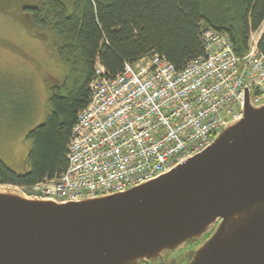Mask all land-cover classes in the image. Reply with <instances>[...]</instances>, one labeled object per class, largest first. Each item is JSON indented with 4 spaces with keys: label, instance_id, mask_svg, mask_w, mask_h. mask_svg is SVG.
Listing matches in <instances>:
<instances>
[{
    "label": "water",
    "instance_id": "95a60500",
    "mask_svg": "<svg viewBox=\"0 0 264 264\" xmlns=\"http://www.w3.org/2000/svg\"><path fill=\"white\" fill-rule=\"evenodd\" d=\"M202 153L124 192L76 202L0 185V264H264V104Z\"/></svg>",
    "mask_w": 264,
    "mask_h": 264
},
{
    "label": "built area",
    "instance_id": "2783aa9c",
    "mask_svg": "<svg viewBox=\"0 0 264 264\" xmlns=\"http://www.w3.org/2000/svg\"><path fill=\"white\" fill-rule=\"evenodd\" d=\"M201 39L205 56L182 70L155 53L112 76L98 60L89 102L67 146V169L19 189L71 202L124 192L205 151L243 117L247 87L252 103L263 105L258 41L240 58L227 33L206 30Z\"/></svg>",
    "mask_w": 264,
    "mask_h": 264
},
{
    "label": "trees",
    "instance_id": "16d2710c",
    "mask_svg": "<svg viewBox=\"0 0 264 264\" xmlns=\"http://www.w3.org/2000/svg\"><path fill=\"white\" fill-rule=\"evenodd\" d=\"M43 1L21 15L67 67L66 76L63 87L52 88L46 121L27 135V172L19 174L0 160V185L30 187L67 169V146L89 102L98 60L112 76L125 63L155 53L182 70L205 56L201 36L206 30L227 33L235 54L243 58L251 36L264 25V0ZM258 49L264 55V30Z\"/></svg>",
    "mask_w": 264,
    "mask_h": 264
},
{
    "label": "rangeland",
    "instance_id": "374dc122",
    "mask_svg": "<svg viewBox=\"0 0 264 264\" xmlns=\"http://www.w3.org/2000/svg\"><path fill=\"white\" fill-rule=\"evenodd\" d=\"M43 2L0 0V160L19 174L28 170L27 135L46 121L52 88L63 87L67 69L22 18L24 8ZM263 30L264 25L251 36L250 47L259 43Z\"/></svg>",
    "mask_w": 264,
    "mask_h": 264
},
{
    "label": "flooded vegetation",
    "instance_id": "af4514ba",
    "mask_svg": "<svg viewBox=\"0 0 264 264\" xmlns=\"http://www.w3.org/2000/svg\"><path fill=\"white\" fill-rule=\"evenodd\" d=\"M200 243L196 242L189 245L187 248L180 252L170 253L162 256L160 259L154 261H142L138 264H186L192 252L199 246Z\"/></svg>",
    "mask_w": 264,
    "mask_h": 264
}]
</instances>
